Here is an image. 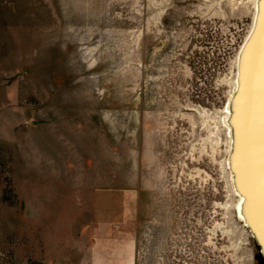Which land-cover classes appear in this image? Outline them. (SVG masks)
Returning <instances> with one entry per match:
<instances>
[{
  "label": "rangeland",
  "instance_id": "obj_1",
  "mask_svg": "<svg viewBox=\"0 0 264 264\" xmlns=\"http://www.w3.org/2000/svg\"><path fill=\"white\" fill-rule=\"evenodd\" d=\"M255 12L0 0V264H264L226 120Z\"/></svg>",
  "mask_w": 264,
  "mask_h": 264
},
{
  "label": "bare ground",
  "instance_id": "obj_2",
  "mask_svg": "<svg viewBox=\"0 0 264 264\" xmlns=\"http://www.w3.org/2000/svg\"><path fill=\"white\" fill-rule=\"evenodd\" d=\"M253 1L254 26L238 56L236 93L226 120L232 138L230 165L240 194L237 208L264 248V93L257 89L262 82L264 90V3Z\"/></svg>",
  "mask_w": 264,
  "mask_h": 264
},
{
  "label": "snow or ice",
  "instance_id": "obj_3",
  "mask_svg": "<svg viewBox=\"0 0 264 264\" xmlns=\"http://www.w3.org/2000/svg\"><path fill=\"white\" fill-rule=\"evenodd\" d=\"M262 3H264V0H262Z\"/></svg>",
  "mask_w": 264,
  "mask_h": 264
}]
</instances>
